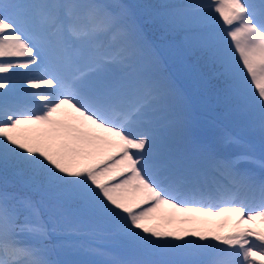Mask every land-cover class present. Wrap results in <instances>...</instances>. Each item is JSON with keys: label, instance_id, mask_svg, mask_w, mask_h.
<instances>
[{"label": "snow or ice", "instance_id": "obj_1", "mask_svg": "<svg viewBox=\"0 0 264 264\" xmlns=\"http://www.w3.org/2000/svg\"><path fill=\"white\" fill-rule=\"evenodd\" d=\"M156 7L264 143V0ZM188 107L132 6L0 0V168L39 196L0 186V264H52L53 234L98 252L86 238L100 233L132 250L107 264H264V178L195 142ZM208 217L234 219L233 231L186 227Z\"/></svg>", "mask_w": 264, "mask_h": 264}, {"label": "trees", "instance_id": "obj_2", "mask_svg": "<svg viewBox=\"0 0 264 264\" xmlns=\"http://www.w3.org/2000/svg\"><path fill=\"white\" fill-rule=\"evenodd\" d=\"M126 4L132 6L135 10L137 18L147 33L149 39L156 42V46L162 51L169 67L174 71L179 83L184 87L193 105L197 109L209 112L213 117L221 114V108L217 107V96L221 92L215 91L224 79L219 75L218 70L207 60V58L199 53H190L186 51L184 44L180 41V36L174 33H165L156 20L155 13L158 11L157 5L165 3L163 0H122ZM203 90L205 92H203ZM216 93V95H215ZM222 94V93H221ZM220 94V95H221ZM195 119L189 118L188 130L189 133H194L193 122ZM202 124V123H201ZM213 132L208 133V136H213ZM8 184V190L15 192L20 196H29L34 200H38L39 196L28 188L21 179L14 175L11 170L5 171L0 168V186L4 182ZM79 226L82 230L93 226L87 217H81L78 220ZM88 228V229H89ZM64 236V235H63ZM82 238L81 237V241ZM80 240V238H79ZM62 237H49L42 243L45 245L47 252L46 256L52 264H62V260L68 258H76L73 253L67 254L63 252L66 244L75 242L76 238L68 240L67 243L62 242ZM57 243L55 249L54 244ZM64 243V244H63ZM108 255H116L121 257H129L132 250L126 242L117 243L115 246L104 248ZM84 252V251H83ZM108 259V258H107ZM107 264L106 260H96V254H83L75 264Z\"/></svg>", "mask_w": 264, "mask_h": 264}, {"label": "rangeland", "instance_id": "obj_3", "mask_svg": "<svg viewBox=\"0 0 264 264\" xmlns=\"http://www.w3.org/2000/svg\"><path fill=\"white\" fill-rule=\"evenodd\" d=\"M163 1L176 2V3L181 2V0H163ZM133 13L135 14V12ZM220 24L222 26V21L220 22ZM222 88L225 90V94L222 93L221 95L219 94V96H217V99H219L217 105L218 106L221 105L220 108L222 109L221 115L218 116V118L215 117V119L211 118L208 114L205 115L202 113L195 115L196 118L193 117V119H195L193 122V128L195 129L196 134L199 137L206 136L207 133L209 132L214 133L213 136L210 138L209 145L217 154L230 159L239 158L240 162L238 164V167L241 165H252L253 164L252 158L256 155V153H258V151H261V149L264 148V143H262L259 134L250 127V121L253 118L251 114L246 112L242 108L239 102L231 99L228 96L226 84L222 86ZM203 92L205 91L203 90ZM190 109L191 106L189 104V107L185 114H187L190 111ZM186 117L188 119V116ZM219 120L224 123H229V125H235V127L231 129L233 133L231 131L230 132L227 131L226 128L221 127L218 124ZM189 134L190 136L193 135V133L191 132ZM231 134L233 135L239 134L240 135L238 137L239 139L237 137L236 138L231 137ZM242 137L245 138V140ZM239 155H246V157L248 156V158H244L243 156H239ZM204 220L206 222H202L194 225H187L186 227L197 228L202 231L209 232V234L219 233L222 235L230 234L234 229L235 221L232 218L208 217V218H204ZM88 228L89 227H87L86 229ZM57 235L60 234H53L52 236H57ZM67 237L65 235L62 236V241L67 243ZM74 237L76 239L80 238L76 236L68 237V238L73 239ZM86 240L92 246L91 248H95V249H98L97 247H104L108 245H113L117 242H123L121 240H117L113 238L107 233H100L98 235L89 236L86 238ZM74 244L75 243L73 242L72 245H66L63 248V252L67 254L71 252L74 254L76 258H71L70 260L68 258H65L64 260H62V264H75L80 259V256L83 255V251H82L83 248L79 246L75 248L73 246ZM99 251L98 252L87 251V255L96 254V260L99 259V261H101V258H103V254H101V252ZM104 251L106 252L107 250L105 249ZM109 259H110V255L108 256L106 262ZM94 263L95 261H93V264Z\"/></svg>", "mask_w": 264, "mask_h": 264}]
</instances>
